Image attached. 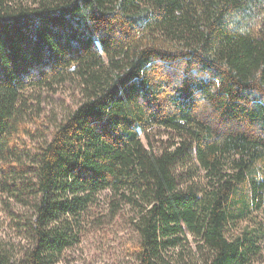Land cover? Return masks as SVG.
<instances>
[{
	"label": "trees",
	"instance_id": "trees-1",
	"mask_svg": "<svg viewBox=\"0 0 264 264\" xmlns=\"http://www.w3.org/2000/svg\"><path fill=\"white\" fill-rule=\"evenodd\" d=\"M63 85L77 103L46 110ZM101 193L137 210L130 264L257 261L264 0H0V196L31 214L17 263L62 261Z\"/></svg>",
	"mask_w": 264,
	"mask_h": 264
},
{
	"label": "rangeland",
	"instance_id": "rangeland-1",
	"mask_svg": "<svg viewBox=\"0 0 264 264\" xmlns=\"http://www.w3.org/2000/svg\"><path fill=\"white\" fill-rule=\"evenodd\" d=\"M76 94L69 86H60L57 93L46 96L44 106L60 114L73 107ZM13 202V201H12ZM0 196V244L11 254L12 262L19 263L20 257L28 247L23 219L31 214L18 203ZM87 221L79 229V237L67 249L62 261L57 264H130L134 261L131 254L135 244V236L129 226V220L135 216L133 205L122 203L120 211L112 216L106 193L98 196L97 203L92 207ZM264 225V204L261 211L256 212ZM100 217H97L99 216ZM98 218V219H97ZM78 233L74 228L72 234ZM262 251L254 264H264V239ZM18 262V263H17Z\"/></svg>",
	"mask_w": 264,
	"mask_h": 264
}]
</instances>
